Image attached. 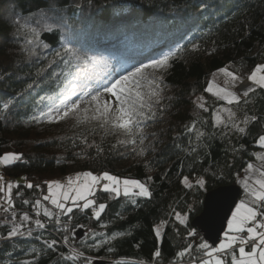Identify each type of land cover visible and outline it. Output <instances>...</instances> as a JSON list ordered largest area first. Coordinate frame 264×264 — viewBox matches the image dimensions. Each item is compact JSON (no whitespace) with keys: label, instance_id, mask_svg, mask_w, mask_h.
Segmentation results:
<instances>
[{"label":"trees","instance_id":"1","mask_svg":"<svg viewBox=\"0 0 264 264\" xmlns=\"http://www.w3.org/2000/svg\"><path fill=\"white\" fill-rule=\"evenodd\" d=\"M65 45L71 55L63 53ZM164 56V68L142 73L140 90L155 113L143 122V144L139 136L130 144L122 132H105L87 102L55 119L57 107L86 100V94ZM263 63L264 0H0V156L20 155L1 169L14 185L9 203L17 213L13 222L0 224V237L14 224L24 225L23 235L0 239V264H190L202 258L226 232L209 242L192 228L205 194L236 184L264 151L256 142L264 135V89L232 106L249 119L241 133L214 125L222 102L207 94L208 81L223 68L247 80ZM196 98L204 99L203 107ZM49 109L51 120L42 115ZM85 171L140 180L151 195L99 190L95 203L106 205L99 218L81 206L56 211L45 199L48 184ZM185 177L193 184L203 179L205 187L186 188ZM176 213L187 215L186 225L175 220ZM53 239L57 243L49 248L45 242ZM70 245L80 254L76 259ZM157 249L161 256L154 257Z\"/></svg>","mask_w":264,"mask_h":264},{"label":"snow or ice","instance_id":"2","mask_svg":"<svg viewBox=\"0 0 264 264\" xmlns=\"http://www.w3.org/2000/svg\"><path fill=\"white\" fill-rule=\"evenodd\" d=\"M51 30V29H49ZM33 37L35 38V34L33 33ZM28 43H32V41H28ZM63 53L65 55H71L73 53V49L65 45L63 47ZM55 55L57 57H61V52H56ZM169 57L164 56L158 60L152 61L151 65H141L140 67L134 68L133 71L121 75L118 79H115L113 82L105 85L103 87V93L108 94L110 99H105L101 101L102 93L97 91L95 94H86L90 95V100L87 101L90 107L94 106V116L93 119H97L100 121V127L105 130V132L109 131V128L113 132H122L124 135L130 137L127 143L135 144L136 137H140V143L143 144V135H142V125L145 119H152L155 115L152 112V106L149 102L145 101L144 94L141 89V79H146L142 77L143 70L148 67L153 68H164L168 64ZM68 63V61H65ZM222 73L226 76L230 77L234 82L238 79V77L227 68L220 69ZM264 64H258L255 69L251 72V74L247 77L249 81H251L254 85H257L259 88L264 89ZM159 87V84H157ZM207 91H211V86ZM255 89L253 87H247L245 91H243L242 95L244 97H248L249 93L254 92ZM218 95H221L223 99L227 101L228 104L239 103L240 96L235 93L228 91L226 88L218 89ZM152 95H157V93L153 92ZM159 101H157L158 103ZM85 103L84 98L78 99L77 101L71 102L69 105H65L63 109L57 107L56 109V120H62L66 117H69L70 114L76 113L80 105ZM5 108L8 107L7 104L4 105ZM198 107H203L202 104L198 105ZM147 109L149 112H152V115H147L145 112ZM88 111L89 109H84ZM206 110V109H205ZM52 109L48 110V113H42V115H47L49 120L52 119L50 113ZM234 113L231 109L228 110L229 120H232L234 117ZM252 120H256L255 116L251 117ZM249 122L248 117L246 116L243 120L244 124ZM194 127V125H193ZM193 127H189L187 130L189 132L193 131ZM237 130L241 133L245 132L244 127H239L236 125ZM199 136H202L203 133H198ZM123 142V141H122ZM261 148H264V135H260L258 140L256 141ZM143 149L141 150V152ZM195 152V148L192 149ZM20 155L14 153H6L3 156H0V164L8 165L10 162L19 160ZM264 159V158H262ZM253 169V164L249 163L247 165L246 171L250 172ZM259 175L264 177V171H260ZM151 179V177H149ZM248 177L245 178V191L250 192L253 199V204L255 206H249L248 204L241 202L236 205L235 210L231 214V218L227 220L228 231L230 232H247V240L244 238H239V244L241 245L238 248V256L233 252L231 254V264H264V231H258V229H264V179H257L255 184L258 185L259 190H253L249 188L247 183ZM102 181H107L108 183L103 184V189L105 191L115 192L117 195L120 194V185L124 186V195L128 196L132 189H138V192L133 193V195H139L148 197L151 195L148 187L145 183L140 180L134 179H121L115 175H111L108 172H103L99 175H94L91 171H85L78 173L75 180L69 179L67 182V190L62 193L63 200L71 199L73 203L77 200H85L83 207L87 208L92 205L94 202L92 200H87V196L92 193L93 186L100 184ZM183 183L186 187H193L188 182V178L185 177ZM196 184L200 188L205 187V181L203 179H197ZM28 187H32L31 184L27 185ZM56 188L59 189L62 185L56 183ZM14 187L12 183L7 185L9 193L11 189ZM3 188L0 187V191ZM50 197H45V199L51 198L52 203L56 205L57 208L62 210V214H67V212H71L72 209L67 208L66 212H63L65 209V205L59 202L58 194L52 191V186H49ZM74 192L75 195L70 196L69 193ZM27 203V202H25ZM106 207L105 204L101 203L98 206V209L94 211L93 215L96 218H99L100 212L104 210ZM7 210V209H6ZM46 216H51V213L46 212ZM260 217L258 220L257 218ZM15 219V216H13ZM30 218L27 214H24L21 217L23 222L28 221ZM176 219L179 220L181 224L186 222L187 217L181 218L180 213H176ZM57 223H60L59 219H57ZM253 223L254 226L245 228L246 225ZM35 224L39 228H44L45 225L40 221L36 220ZM21 225H13L11 230L8 231L7 237H0V239H7L16 237L18 235H23L20 232ZM74 231V230H73ZM31 235V232L28 233ZM189 235H193V233H189ZM157 236H159V231H157ZM226 241H221L218 247H214L211 251L206 252V255L212 257L210 261H201V264H226V261L223 258L216 257L214 253L226 252V250H230L233 248V245L237 242V236H229L228 232H225ZM65 241H67L68 237H64ZM248 241H251V250L246 251L245 245ZM49 248H52L53 245L57 243L56 240L46 241L45 242ZM191 246H189L190 248ZM201 249H208L209 245L207 243H203L199 245ZM189 248L184 249L182 252L177 253L178 256H183L185 253L189 251ZM80 254L77 253L76 256L70 257L71 259H76ZM154 257L161 256V252L157 249L153 253ZM23 264H30L29 261H24ZM86 264H92L91 259H87Z\"/></svg>","mask_w":264,"mask_h":264},{"label":"rangeland","instance_id":"3","mask_svg":"<svg viewBox=\"0 0 264 264\" xmlns=\"http://www.w3.org/2000/svg\"><path fill=\"white\" fill-rule=\"evenodd\" d=\"M264 64V63H263ZM255 69V68H254ZM99 73H98V75L100 74V78H101V80H102V82H103V85H105V76L104 75H101V72H103V70L101 69V68H99ZM251 74V73H250ZM249 74V75H250ZM262 75H264V73H261ZM211 78V77H210ZM239 78V77H238ZM242 79V78H241ZM242 80H244V79H242ZM209 81H210V79H209ZM209 81H208V84H209ZM226 82V81H225ZM226 83H228V82H226ZM230 83H228L227 84V86H228V91H231V92H233V93H235L236 95H238V96H240V101H243V100H245V98L246 97H244L243 95H242V93H243V91H245L246 89H247V87H253L254 89L255 88H257L258 86L257 85H254L251 81H249L248 79L247 80H245V84L246 85H244L243 87H241V89H237V88H235V87H233L232 86V84H230ZM100 86H101V84H100ZM208 86V85H207ZM226 86V87H227ZM235 86V85H234ZM97 92V90H95L94 92H92V94H95ZM99 92H101L102 93V95H101V101H104L105 99H109V96H108V94H106V93H103V90H99ZM207 92V91H206ZM207 94L208 95H210L214 100H217V101H220V102H222V105L221 106H219L216 110H215V112H214V114H213V123H214V125L215 126H217V127H226L228 130H232L233 128H235V129H237V127H236V125H238L239 127H244L245 126V124L243 123V120H244V118L246 117V116H244L243 114L242 115H240V113H238V110H236V109H234L232 106L234 105V104H237V103H233V104H228L227 103V101H225L222 97H216V96H214V95H212V94H210V93H208L207 92ZM85 100V99H84ZM88 100H90V96L88 97V98H86V100H85V103L88 101ZM204 99L203 98H196L195 100H194V103H195V105H200V104H202V105H204ZM229 109H231L232 110V112L235 114L234 115V117L232 118V120H229V116H228V110ZM231 127V128H230ZM259 145V144H258ZM260 146V145H259ZM264 152V151H263ZM263 152H261V153H259L258 155H257V164H253V169L250 171V172H248V171H246V168L242 171V173L239 175V177L237 178V182H236V185L237 186H239L240 188H241V196H240V198H239V201H238V203L237 204H239V203H241V202H244V203H246V204H248L249 206H255V204H253V199H254V197H252V195H251V193L250 192H246L245 191V187H244V183H245V178L246 177H248V180H247V183H248V186H249V188H251V189H253V190H256V191H258L259 190V188H258V185H256L255 184V181L257 180V179H264V177H261L260 175H259V172L260 171H264V159H262V158H264V153ZM12 162H14V161H12ZM12 162H10V163H12ZM259 162L261 163V164H259ZM4 166V164H0V187H2L3 188V190L2 191H0V210H1V208H2V204L4 203V204H10L9 203V198H10V194H11V192L9 193V191H8V188H7V185L9 184V183H12V181L10 180V179H7V178H5L2 174H1V169H2V167ZM77 174L78 173H76V174H72V175H67L66 176V178H67V180L66 181H62L60 178L59 179H57V180H55V181H52V182H50L49 184H48V195H47V197H50V191H49V186L51 185L52 186V191L53 192H56L57 194H58V199H59V202L60 203H63L64 205H65V211L67 210V208H72V207H74V206H81L82 208H84L83 207V205H84V203L86 202L85 200H77L75 203H73V201L71 200V199H69V200H63V198H62V193L64 192V191H66L67 190V182H68V180L71 178V179H73V180H75V178H76V176H77ZM94 175H99V174H95V173H93ZM119 178H121V177H119ZM121 179H128V178H121ZM185 179V178H184ZM184 179L182 180V185L183 186H185V184L183 183V181H184ZM188 182L191 184V185H194V184H196V182L193 184L191 181H189L188 180ZM56 183H58V184H60V185H62V187L61 188H59V189H57L56 188ZM104 183H108L107 181H102L100 184H98V185H95V186H93V189H92V193L90 194V195H88L87 196V200H92L94 203H95V196H96V194H97V191H105L104 189H103V184ZM197 185V184H196ZM186 187V186H185ZM186 188H189V187H186ZM201 189H203V188H201ZM139 190L138 189H132L131 190V192L129 193V195H133V193H135V192H138ZM112 193H114L115 195H117L115 192H112ZM69 195L70 196H73V195H75V193L74 192H70L69 193ZM119 195H124V186L123 185H120V194ZM119 195H117V196H119ZM128 195V196H129ZM125 196V195H124ZM48 200V202L50 203V205H52L54 208H55V210L56 211H58V210H61V209H59V208H57L56 207V205H54L53 203H52V200H51V198H49V199H47ZM93 203V204H94ZM92 204V205H93ZM92 205H90L89 207H87V208H90ZM39 207H40V205H39ZM236 207V206H235ZM87 208H84V209H87ZM40 209V208H39ZM234 210H235V208H234ZM233 210V211H234ZM40 211V210H39ZM43 211V213H46V212H48L49 213V211H47V210H42ZM232 211V212H233ZM232 214V213H231ZM184 217H187V215H181V218L183 219ZM229 218H231V215H230V217ZM258 220L260 219V217H258L257 218ZM175 220L179 223V224H181L180 222H179V220H177L176 219V215H175ZM187 222H188V219H186V222L184 223V224H181V225H186L187 224ZM251 226H254V224L253 223H250V224H248V225H246L245 226V228H247V227H251ZM193 228V227H192ZM162 229H163V224H160L159 226H157L156 228H155V233H156V236H157V231H159V236H157V238L159 239L160 238V233L162 232ZM194 229V228H193ZM226 232H228V235L229 236H237L238 237V240H237V242L233 245V248L232 249H230V250H226V252H221V253H214L213 255L214 256H216V257H220V258H223L225 261H227V257H229V260H230V264H231V254L233 253V252H235V254L238 256V248L241 246L240 244H239V238H244L245 240H247V232L245 231V232H230V231H228V227H227V225H226ZM195 230H192L191 231V233H193ZM258 231H264V229H258ZM193 235H194V233H193ZM223 237H224V239H222V240H220L218 243H216V245H214V247H218L219 246V244H220V242L221 241H226V237H225V233L223 234ZM200 242H202V240H200V239H198ZM251 241H248L245 245H243L244 247H245V250L246 251H250L251 250ZM201 244H203V243H201ZM200 244V245H201ZM214 247H212V248H214ZM211 248V249H212ZM211 249L209 248L208 249V251H211ZM207 251V252H208ZM212 259V257H209V256H207L206 255V253H205V255L204 256H202V258H200V259H196V258H194L193 257V261L190 263V264H201V261H210Z\"/></svg>","mask_w":264,"mask_h":264},{"label":"water","instance_id":"4","mask_svg":"<svg viewBox=\"0 0 264 264\" xmlns=\"http://www.w3.org/2000/svg\"><path fill=\"white\" fill-rule=\"evenodd\" d=\"M241 188L236 184L218 187L207 192L202 202V211L191 226L204 234L209 242L219 239L224 233L232 211L241 196ZM81 235V230L75 233ZM95 264H101L96 262Z\"/></svg>","mask_w":264,"mask_h":264},{"label":"bare ground","instance_id":"5","mask_svg":"<svg viewBox=\"0 0 264 264\" xmlns=\"http://www.w3.org/2000/svg\"><path fill=\"white\" fill-rule=\"evenodd\" d=\"M225 81L232 84V86L237 88V89H241V87L246 85L245 80L238 78L236 81L233 82L230 77L226 76L224 73H222L221 71L218 70L211 75V78H210L209 84L206 88V91L211 86V91H207V92L216 96V97H222L221 95H218L217 93H218V89H222V88L228 89V86H227L228 83H226Z\"/></svg>","mask_w":264,"mask_h":264},{"label":"built area","instance_id":"6","mask_svg":"<svg viewBox=\"0 0 264 264\" xmlns=\"http://www.w3.org/2000/svg\"><path fill=\"white\" fill-rule=\"evenodd\" d=\"M62 181H66L67 178L66 177H62L60 178ZM93 211H96L98 209V205L96 203H94L91 207H90ZM7 209V210H6ZM17 213V210L10 204H2V208L0 210V224L2 222H6V223H10V222H13V216H15ZM68 228V227H66ZM65 233H67L68 235V230L65 231ZM66 235V236H67ZM68 237V236H67ZM69 239V237H68ZM67 239V240H68ZM67 242V241H66ZM66 245V244H65ZM71 251H73L74 253H78L75 249H74V246H69L68 247Z\"/></svg>","mask_w":264,"mask_h":264}]
</instances>
